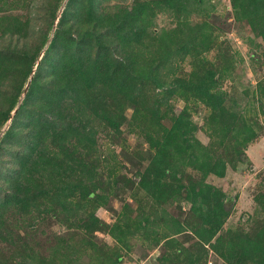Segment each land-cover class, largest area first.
Returning <instances> with one entry per match:
<instances>
[{"label":"rangeland","instance_id":"obj_1","mask_svg":"<svg viewBox=\"0 0 264 264\" xmlns=\"http://www.w3.org/2000/svg\"><path fill=\"white\" fill-rule=\"evenodd\" d=\"M57 1L0 0V26L3 21L27 22L25 33L29 41L34 32L48 27L50 12ZM146 1L151 5L149 14L140 23L146 25L148 34L131 41L120 52L110 47L105 54L124 67L134 64L146 72L152 69L153 75L168 84L177 77L190 78L199 69H215L219 75L216 85L225 92V108L239 113L247 128L237 147H234L236 141L232 140L235 143L218 148L225 153L226 164L235 160L228 164L224 176H205L208 184L218 187L230 198L227 207L230 215L216 237L232 228L249 230L264 216L256 199L259 193L264 194V19L239 18L233 0H175L171 9L157 4L152 7L154 0H102L100 10L110 17L123 9L131 11L137 3ZM67 2L61 1L56 22L66 10ZM175 29L178 36L181 30L187 36L178 37L179 44L168 46V50L163 44L167 40L165 36L166 33L175 34L172 32ZM196 32L197 38L192 39ZM73 38L91 44L77 35ZM18 39V34L0 28V51L6 54L4 48L18 43ZM185 42H188V51H178V45ZM91 48L96 51V46ZM151 58L157 59L155 65L160 64L157 71H153ZM162 59L164 62L161 63ZM36 71L37 67L33 72ZM29 82L30 79L25 89ZM4 84L2 82L0 93L11 96L12 91L3 87ZM151 91L160 97V113L167 116L162 120L163 129L171 127L172 117L186 109L197 126L194 138L204 145L213 143L214 149L218 139L205 130L210 128L206 124L210 107L191 98L186 100L179 93L162 95V89L152 85L141 103L150 99L147 94ZM26 95L24 91L16 109ZM105 107L114 116L118 113L116 105ZM90 112H86L85 117L89 119L86 124L95 125L96 141L93 148L80 149L76 155L86 164L83 169L91 168L93 172L75 170L66 182V185L87 184L89 190L75 186L68 197L63 193L61 202L48 198L47 204L40 202L23 214L6 209L0 218V259L7 264H18L25 259L34 261L33 264H109L118 253L122 256L119 264H186L187 256H195V264H231L213 248L216 237L209 242L200 236L203 229L200 233L196 231L201 223L192 217L188 200H158L143 186L142 175L157 152L148 140V133L154 130L150 117L138 115L135 119L134 107L128 106L124 111L126 120L117 132ZM11 122L3 127L0 140ZM75 136L65 142V147L71 151L78 146ZM238 149L243 155L235 153ZM13 164L12 158L0 161V198L7 189L4 177L15 168ZM184 168L183 182L187 183L191 177H201L193 167L186 164ZM168 174L163 181L171 180L173 172ZM90 190L94 195L83 198ZM91 214L101 228L92 234L81 226L91 219ZM141 223L147 226V233ZM243 258L242 262L241 259L236 261L264 264L253 255Z\"/></svg>","mask_w":264,"mask_h":264},{"label":"trees","instance_id":"obj_2","mask_svg":"<svg viewBox=\"0 0 264 264\" xmlns=\"http://www.w3.org/2000/svg\"><path fill=\"white\" fill-rule=\"evenodd\" d=\"M61 1L54 4L48 27L34 32L29 41L25 33L27 22H1L3 31L16 33L20 39L18 43L4 48L6 54L0 51V87L5 82L3 87L12 91L11 96L0 93V134L36 67L37 71L31 79L27 95L0 140V161L12 158L15 167L3 180L7 189L0 198V218L9 208L23 214L40 202L47 204L48 198L61 202L64 200L61 199L63 193L68 197L78 185L83 190H89L87 184L66 185L72 172L86 167L76 153L80 149L90 150L96 141L95 125L86 124L89 120L85 117L86 112L92 111L91 114L120 132L126 120L124 111L128 106H133L135 119L138 115H146L154 124L153 132L148 133V140L157 152L151 166L142 175L143 186L158 200H188L192 217L198 218L201 223L196 231L200 233L203 229L201 238L212 241L230 215V209L227 208L230 198L218 187L208 184L205 176H224L228 164L235 160L226 164L227 157L218 148L231 145L234 142L232 140L236 141L234 147H237L240 136L247 129L239 113L225 108V92L216 85L219 83L218 73L213 68L199 69L190 78L177 77L168 84L153 75L152 69L146 72L134 64L124 67V64L118 61L114 63L111 56L105 54L110 47L120 52L131 41H137L144 33L148 34L146 25L140 23L149 14L150 3L147 1L137 3L131 11L123 9L109 17L110 14L100 10L102 0H68L66 10L56 22ZM233 3L239 18L264 19V0H233ZM156 4L171 9L175 6V0H154L152 7ZM177 31H172L175 33L173 35L166 33L167 40L163 43L166 49L170 50L168 46L179 44L178 37L187 36L182 30L178 36ZM74 35L93 43L96 51L92 50L93 45L74 39ZM194 38H197V32ZM84 44L87 46L83 47ZM177 50L188 51V42L178 45ZM151 59L153 64L157 60ZM159 65L154 64L153 71H157ZM151 85L161 88L162 95L179 93L186 100L191 98L210 107L211 114L206 124L211 129L206 127L205 130L218 139L214 149L213 143L204 145L194 138L197 126L191 121V113L186 109L172 117L171 127L163 129L162 120L167 116L160 113V97L151 91L147 94L150 99L141 103ZM107 103L118 108L115 116L108 112L105 107ZM137 123L140 124L139 121ZM72 135H76L78 141L73 151L65 147V142ZM235 153L243 155L240 149ZM186 164L199 171L201 177H191L187 183L183 182ZM83 170L93 172L91 168ZM168 172H173L171 180L163 181ZM93 195L94 192L90 190L83 198ZM256 199L264 212V194L259 193ZM90 216L91 219L81 226L92 234L101 228L98 227L97 218L93 214ZM208 225L210 228H206ZM141 226L147 233V226L144 223ZM212 246L231 264H240L243 256L251 255L264 263V216L249 230L232 228L218 235ZM222 249L226 251L222 252ZM121 258L117 253L115 260L109 264H119ZM238 259L241 262L236 261ZM184 261L186 264H195L196 258L187 256ZM31 262L34 261L25 259L18 264H33ZM0 264L7 263L0 259Z\"/></svg>","mask_w":264,"mask_h":264},{"label":"water","instance_id":"obj_3","mask_svg":"<svg viewBox=\"0 0 264 264\" xmlns=\"http://www.w3.org/2000/svg\"><path fill=\"white\" fill-rule=\"evenodd\" d=\"M33 74H34V72H32V74H31V76H30V81H31V79H32V77H33ZM29 85H30V82L28 83V85H27L26 89L24 90V91H25V94H26V92H27V90H28V88H29ZM16 111H17V109H16V110L13 112V114H12V116H11L10 120L7 122V124H6V125H8V123L11 121V119H12V118H13V116L15 115Z\"/></svg>","mask_w":264,"mask_h":264}]
</instances>
